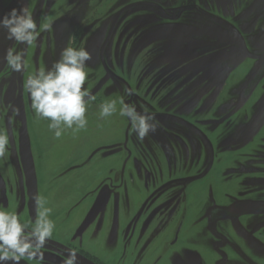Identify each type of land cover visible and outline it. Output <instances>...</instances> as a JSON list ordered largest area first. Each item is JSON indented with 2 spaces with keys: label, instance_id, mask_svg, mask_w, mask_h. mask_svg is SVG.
Returning <instances> with one entry per match:
<instances>
[{
  "label": "rangeland",
  "instance_id": "rangeland-1",
  "mask_svg": "<svg viewBox=\"0 0 264 264\" xmlns=\"http://www.w3.org/2000/svg\"><path fill=\"white\" fill-rule=\"evenodd\" d=\"M187 3L199 9L181 17ZM226 3L29 0L38 25L45 17L55 22L26 49L15 98L8 88L19 73L6 65L0 72V130L9 136L0 159V207L30 228L37 215L33 197L47 200L56 227L44 249L46 264H61L66 249L76 250L78 264H218L224 258L226 264H264V214L243 216L245 233L228 220L212 231L207 216L214 204L264 200V170L240 171L264 169V125L257 133L251 129L264 106V79L242 97L264 59V49H256L264 47V36L247 40L250 51L235 61L227 81L202 94L227 51L197 52L207 43L194 37L217 30L222 38L231 35L212 16L229 20ZM231 39L238 51L237 37ZM81 45L92 55L85 87L96 99L88 104L87 128L57 139L49 121L32 112L24 84L63 48ZM125 87L134 93L125 101L160 122L142 142L127 118L98 116L99 105L118 102ZM180 222V240L172 246Z\"/></svg>",
  "mask_w": 264,
  "mask_h": 264
},
{
  "label": "clouds",
  "instance_id": "clouds-1",
  "mask_svg": "<svg viewBox=\"0 0 264 264\" xmlns=\"http://www.w3.org/2000/svg\"><path fill=\"white\" fill-rule=\"evenodd\" d=\"M54 18L45 17L38 25L30 4L12 8L0 17V29L6 31V38L15 42L6 50L4 62L11 72H23L26 68V49L37 44L42 32L53 30ZM24 45V48L17 46ZM91 53L83 45L66 46L58 60L50 67H41L29 74L24 87L30 99L34 115L49 121L48 128L59 139L66 131L73 134L88 126L86 116L88 104L96 97L85 87L88 80V64ZM134 93L125 87L119 101L106 100L99 105V119L118 114L127 118L138 141H143L149 133L156 132L160 122L149 111H137L135 103H127L125 97ZM15 115L19 109L9 105ZM9 151V136L0 130V159ZM37 215L32 226L21 223L18 214L0 207V264H46L44 249L50 243L56 227L50 219L52 209L42 195L33 197ZM61 264H78L79 256L74 249H66Z\"/></svg>",
  "mask_w": 264,
  "mask_h": 264
},
{
  "label": "flooded vegetation",
  "instance_id": "flooded-vegetation-1",
  "mask_svg": "<svg viewBox=\"0 0 264 264\" xmlns=\"http://www.w3.org/2000/svg\"><path fill=\"white\" fill-rule=\"evenodd\" d=\"M168 0H162L163 3H166ZM29 0H0V17H3L5 14H7L12 8H19L22 6V4H28ZM227 11H229V20L220 18L219 16L212 15L213 18L221 25H223L228 33L230 32L231 35L226 36V38H222L220 36V31H213L210 33H203L201 35H196L194 39L200 40L202 42L207 43L204 46H201L197 48V52H213L216 50H219L220 48H225L227 51V56L218 64V71L217 73L207 82L205 85V88L202 91V94H206L211 89H213L218 84H224L232 70V65L235 63V61L240 57V55L246 51H250V46L248 45L247 40L251 41L255 37H263L264 36V1L263 0H227L226 3ZM198 10L199 5L197 3H187L180 7L178 14L182 17L184 13L188 10ZM177 14V15H178ZM223 23V24H222ZM240 24V25H239ZM231 36L237 37V40L239 41L240 49L238 51L232 50L231 42L233 39H231ZM258 41V40H257ZM262 42V40H260ZM264 43V42H263ZM262 44V43H261ZM14 45V41L9 40L6 38V31L3 29H0V72L5 67L4 62V56L6 53V50L9 47H12ZM262 47L257 46L256 49L259 48V50L264 49L263 44ZM227 69L228 73L226 74L223 81H219L216 84H214L210 89L206 90L207 85L210 83V81L217 76L222 70ZM260 76V79L258 80L257 84L251 89L250 84L251 82L256 78V76ZM20 79L22 81H20ZM264 79V59H262V62L259 65V68L257 69V72L253 75L251 79L247 82L246 86L243 89L242 97L245 100L248 99V97L254 92V90L258 87V85L262 82ZM23 80H24V71L19 72L18 75V81L12 82V84L16 85V91L15 95L13 97L9 94L8 88V95L10 98H15L17 94V89H21L23 87ZM264 125V106L262 109L258 112V115L256 116V119L252 125V132L257 133ZM137 164V162H136ZM138 165V164H137ZM263 168L261 167H243L240 169L241 172L244 173H255V172H263ZM133 171L130 170L129 177L131 180V183L134 187L138 188V185L136 183L135 175L133 173L134 181H132L131 173ZM255 201L264 203V200H258L254 198H245V199H239L235 202H233L231 205H225V204H214L207 210V216H208V222L210 229L212 231H215L218 223L222 220H228L231 221L232 224L236 227L238 231L241 233H245V228L243 227L241 223V218L245 215H262L264 212L259 213H244L239 215L238 217H223L224 210H230L233 208L235 204L242 201ZM183 229V222H180L177 226V229L175 230L174 238L171 239L170 244L174 246L178 243L180 240V234ZM226 258L221 259L218 264H226ZM196 264H202L201 262H197Z\"/></svg>",
  "mask_w": 264,
  "mask_h": 264
},
{
  "label": "water",
  "instance_id": "water-1",
  "mask_svg": "<svg viewBox=\"0 0 264 264\" xmlns=\"http://www.w3.org/2000/svg\"><path fill=\"white\" fill-rule=\"evenodd\" d=\"M227 73H228L227 69L222 70L217 76H215L210 81V83L206 87V90L210 89L217 82L223 81ZM260 76L261 75L256 76V78L251 82L250 84L251 89L255 86V84H257L258 80L260 79ZM20 81L22 80L20 79ZM15 91H16V85L12 84L9 89V94L11 97L15 95ZM131 178L132 181H134V177L132 173H131ZM259 212H264V203L247 200V201L238 202L230 210L229 209L224 210L223 217L230 216L236 218L244 213H259Z\"/></svg>",
  "mask_w": 264,
  "mask_h": 264
}]
</instances>
